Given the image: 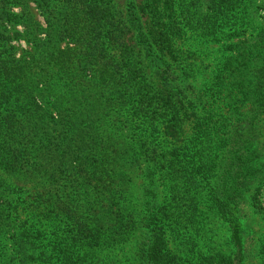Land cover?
<instances>
[{"label":"trees","instance_id":"1","mask_svg":"<svg viewBox=\"0 0 264 264\" xmlns=\"http://www.w3.org/2000/svg\"><path fill=\"white\" fill-rule=\"evenodd\" d=\"M30 2L43 17L46 29L38 21H33L34 29L27 23L29 14L32 19ZM18 5L23 7L21 13L14 11ZM125 5L126 11L119 10L116 0H0V135L10 129L12 136L21 129L10 113L3 114L4 109L13 107L12 113L26 111L32 116V103L42 102L40 118L48 122L43 134L49 142V158L42 156L39 168L48 167L53 174L74 173L80 183L90 174L87 156L94 153L100 157L96 162L99 168L112 170L111 157L88 143L92 135L88 131L90 120L86 107L95 84L97 105L104 110L122 103L127 105L135 97L134 115L143 127L141 139L156 134L155 139L167 136L168 140L161 138L165 143L171 139L181 142L185 125L191 121L207 124L201 133L203 137L212 138L215 126L219 134H224L226 127L221 123L228 115L212 113L211 104L235 105L232 99L240 98L249 104V112L244 113V117L249 116V136H255V125L264 121V17L259 14L260 10L264 11V0H125ZM42 33L47 37L41 39ZM234 37L246 38L243 46L246 63L238 68H234L236 63L231 54L236 49L227 46ZM21 40L28 45L32 43L31 51L18 55L14 42ZM63 40L65 49H60ZM210 47H217L224 55L208 75V89L202 91L195 83L204 68L202 50L207 52ZM238 47L241 50L240 43ZM50 48H53L52 52H49ZM242 74L249 75L248 93L243 87L245 81H241ZM37 83H43L40 94L34 91ZM118 87L122 93L113 98ZM75 104L83 105L80 113ZM26 107L29 110H25ZM53 112L63 114L62 123L49 116ZM103 113L99 111L98 115ZM238 114L239 117L243 115L238 109L231 116ZM97 119L102 122L99 117ZM56 128H62L63 132L55 136ZM196 137V140L200 139V136ZM201 143L204 145L202 139ZM153 146L155 149L148 148L147 156L155 161L159 142ZM161 147L165 150L167 146ZM185 148L190 149L188 155L192 149L197 150L194 154L200 152L198 145L188 144ZM188 155L179 153L170 159L165 151L162 167L166 175H170V183L176 181L169 188L171 193L185 199L190 198L189 194L196 195L198 199L190 198V201L203 203L220 213L238 238L231 201L242 188L235 185L241 175L233 171V174L229 171L224 175L222 171L223 183L190 188L198 184L199 173L189 164L197 165L200 158L191 160ZM146 179L148 183L141 189L143 222L152 220L153 214L164 210L158 202L155 171L150 169ZM263 183L264 173L251 179V200L257 208L258 192ZM14 188L15 185H6L0 179V214L8 211L14 252V256L5 260L7 263L17 260L19 264H48L56 259L63 247L49 246L55 236H46L44 243L41 242L38 232L45 230L36 227L28 218L29 213L23 214L26 212L25 207L20 208L23 193L18 195ZM84 199L88 203L78 204L74 212L91 214L94 205L89 200L95 198L89 195ZM192 206L193 209L196 207L195 204ZM127 214L134 217L133 213ZM167 216L169 213L165 214ZM142 225L145 231L141 232L135 253L140 264H178L177 256L168 246L167 233L150 222ZM76 227L72 240L81 249L83 241L90 238L91 228L81 226V222H76ZM52 228L59 231L55 225ZM0 235L8 237L4 228L0 229ZM70 246L68 244L67 248ZM69 252L63 254L66 259L73 258L72 251ZM7 253L0 256V264L4 263L3 257ZM78 256L72 264H98L88 255ZM219 256L223 255L205 256L194 264H205L207 260L212 264H233L238 255L221 260Z\"/></svg>","mask_w":264,"mask_h":264},{"label":"rangeland","instance_id":"2","mask_svg":"<svg viewBox=\"0 0 264 264\" xmlns=\"http://www.w3.org/2000/svg\"><path fill=\"white\" fill-rule=\"evenodd\" d=\"M116 1L119 4V10L126 11L125 0ZM30 7L32 19L29 14L27 23L32 26L31 29H34L33 21H38L46 29L47 24L34 3L30 2ZM22 9L23 7L18 5L14 11L21 13ZM259 14L261 18L264 17L263 9ZM18 28L23 30L22 26ZM46 37V34H41V39ZM245 40V37H234L227 42V46L236 49L231 52L236 63L234 68L246 63L243 50ZM64 43V40L60 43V49H65ZM239 43L241 50H238ZM14 44L18 48V55L31 51L32 43L28 45L21 40ZM217 49V47H210L207 52L202 50L204 68L200 71L202 74L198 76V82L195 83L196 87L202 91L208 89V75L215 68V63L224 55ZM52 51L53 48H50L49 52ZM241 79L245 81L243 87L247 88L246 93H248L249 75L242 74ZM42 86L43 83H37L34 91L40 94L39 90ZM96 90L97 87L94 84L86 107L90 120L88 131L92 135L88 143L93 149L111 157L112 170L99 168V163L96 162L100 160V157L89 153L86 165L89 167L90 174L80 183L76 181L77 177L74 173L53 174L48 167L39 168L42 156L49 158V142L43 134L48 122L40 118V113L43 112L42 102L32 103V108L31 104H28L30 110L34 112L32 116L26 111L12 113L13 107L9 109L7 107L3 111V114L10 113L16 124L21 125V129L12 136H10V129L0 135V156L3 157L0 159V179L6 185L8 183L15 185L14 189L18 195L23 193L20 195V208L25 207L26 212L23 214L29 213L28 218L35 223L36 227L45 230L38 232L41 234V242L44 243L46 236H55L56 238L51 240L52 243L49 242V246L63 247L56 259L48 264H72L77 256L80 257L82 254L88 255L91 260L95 259L98 264H140L139 256L135 253L138 241L141 240V232L144 230L142 224L148 225L149 222L160 226L161 231L167 233L168 246L177 256L178 264L199 263L205 256L215 254L223 255L219 256L220 260L237 254L233 264H264V183L258 192V208L251 200V179L264 173V121L259 123L254 121L255 124L258 123L255 125L257 133L255 136H249V116L244 117V113L249 112V104L242 102V98L232 99L237 108L234 104H211L214 108L212 113L228 115L227 120L223 119L224 123H221L222 127H226L224 134H219L215 126L211 132L212 138L203 137L201 133L207 128V124L191 121L185 125V135L181 142H172L173 139H171L165 143L162 139L168 140L167 136L155 139L156 134L141 139L140 132L143 127L134 115L135 97L127 105L122 103L113 109L104 110L97 105ZM116 91L118 92H115L113 98L122 93L120 87L116 88ZM240 104L243 106L239 107ZM74 107L80 113L83 105L75 104ZM238 109L243 115L231 116ZM25 110H29V107ZM99 111L105 114L98 115ZM62 115L56 112L49 114L61 123ZM219 115L216 117L217 121ZM92 117H95L94 120H91ZM60 132H63L62 128L57 129L54 135L57 136ZM196 132H199L197 135L200 139L196 140ZM158 142L156 159L153 161L147 156V150L155 149L153 145ZM188 144L189 146L198 145L199 154H194L197 150L192 149L188 155L190 149L188 151L185 148ZM164 145L167 146L165 150L161 147ZM165 151L169 153L170 159L179 153L187 154L191 160L195 157L200 158L197 165H193L192 162L189 164L191 169L199 173L198 184L190 187L193 189L198 186L205 187V184L207 187V183L210 186H217L224 179L222 171L225 172L224 175L229 171L231 174L233 171L241 175L240 181L235 185L242 188L231 201L235 211L234 220L238 225L236 232L238 238L233 235L227 220L220 213L217 214L203 203L190 201L197 200L196 195L189 194L191 199L173 196L169 188L176 181L170 183V175H166L162 167ZM207 157L210 159L208 160ZM150 169L152 172L155 171V183L159 191L158 202L164 210L160 211V214H153L152 220L143 222L144 205L141 189L148 183L146 174ZM228 179L229 177L226 180ZM111 187L113 190H110ZM123 191L127 194L124 195ZM89 195L95 198L89 200V203L94 205V212L91 214L77 210L74 212L78 204L88 203L84 197ZM193 204L196 205L194 209ZM67 209L73 213H69ZM128 212L133 213L134 217H130ZM167 213L169 216L165 217ZM9 218L8 211L0 214V229L4 228L8 236L0 235V256L8 251L3 257V264H19L17 260L15 263H7L5 260L7 257L9 259L14 256ZM76 222L91 228L90 238L83 241L84 246L81 249L72 240V234L77 232ZM52 225L57 226L59 231L55 232ZM72 229L74 230L70 233ZM68 244L71 246L67 248ZM69 250L72 251L73 258L66 259L65 255L70 253ZM65 252L69 253L65 254ZM205 264H212V261L207 260Z\"/></svg>","mask_w":264,"mask_h":264}]
</instances>
